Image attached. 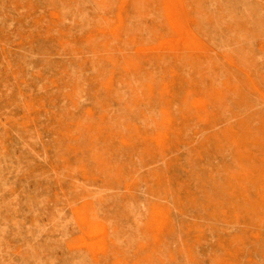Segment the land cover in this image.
<instances>
[{"label": "rangeland", "instance_id": "1", "mask_svg": "<svg viewBox=\"0 0 264 264\" xmlns=\"http://www.w3.org/2000/svg\"><path fill=\"white\" fill-rule=\"evenodd\" d=\"M0 264H264V0H0Z\"/></svg>", "mask_w": 264, "mask_h": 264}]
</instances>
